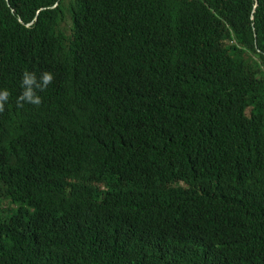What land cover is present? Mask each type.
I'll return each instance as SVG.
<instances>
[{"label": "trees", "instance_id": "16d2710c", "mask_svg": "<svg viewBox=\"0 0 264 264\" xmlns=\"http://www.w3.org/2000/svg\"><path fill=\"white\" fill-rule=\"evenodd\" d=\"M0 89V264H264V0H0Z\"/></svg>", "mask_w": 264, "mask_h": 264}, {"label": "clouds", "instance_id": "9594fccd", "mask_svg": "<svg viewBox=\"0 0 264 264\" xmlns=\"http://www.w3.org/2000/svg\"><path fill=\"white\" fill-rule=\"evenodd\" d=\"M53 80V73L51 71H43L39 79H37L34 72L24 71L21 77V92L17 97L18 103H27L31 105H39L41 96L39 91L46 88ZM8 90L0 89V104L7 101Z\"/></svg>", "mask_w": 264, "mask_h": 264}]
</instances>
